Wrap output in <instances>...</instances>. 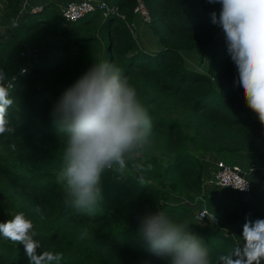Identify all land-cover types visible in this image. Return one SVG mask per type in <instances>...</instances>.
I'll list each match as a JSON object with an SVG mask.
<instances>
[{
	"label": "trees",
	"instance_id": "1",
	"mask_svg": "<svg viewBox=\"0 0 264 264\" xmlns=\"http://www.w3.org/2000/svg\"><path fill=\"white\" fill-rule=\"evenodd\" d=\"M2 1L6 37L0 38V70L6 83L12 82L7 118L15 132L0 135V222L24 212L34 221V239L42 245L38 253H63L52 264H167L139 233L143 216L164 211L188 222L215 264L243 240L246 221L264 219V206L251 194L229 188L207 192L202 185L203 155L242 151L264 160V124L247 106L225 34L211 21L220 3L143 0L158 43L157 51L148 53L126 23L137 16V0H105L124 18L99 10L77 22H65L52 3L19 16V0ZM197 48L206 49L200 70L183 57ZM104 61L117 64L136 87L153 127L149 146L130 162L127 177L113 170L103 174V200L88 212L64 203L57 174L67 137L51 113L95 63ZM23 64L28 72H20ZM184 198L201 201L217 223L197 220V207ZM0 264H30L24 245L0 236Z\"/></svg>",
	"mask_w": 264,
	"mask_h": 264
},
{
	"label": "clouds",
	"instance_id": "2",
	"mask_svg": "<svg viewBox=\"0 0 264 264\" xmlns=\"http://www.w3.org/2000/svg\"><path fill=\"white\" fill-rule=\"evenodd\" d=\"M208 2L222 6L219 15L211 13V21L225 34L247 106L264 124V0ZM13 26L18 25L13 22ZM6 81L7 74L0 70V135L15 132L7 118L13 99ZM51 115L67 137L57 174V182L64 187V203L92 212L103 200V174L113 170L127 177L130 162L149 146L152 119L136 87L117 64L107 61L95 63L59 99ZM133 167L145 170L142 164ZM137 182H143L142 175ZM139 233L150 250L167 264H213L202 239L186 220L170 219L164 211L146 214L140 220ZM36 235L34 221L24 212L0 222V236L23 244L30 264L62 260L63 253H38L42 245L34 239ZM242 237L243 245L217 256L215 264H262L264 219L246 221Z\"/></svg>",
	"mask_w": 264,
	"mask_h": 264
},
{
	"label": "built area",
	"instance_id": "3",
	"mask_svg": "<svg viewBox=\"0 0 264 264\" xmlns=\"http://www.w3.org/2000/svg\"><path fill=\"white\" fill-rule=\"evenodd\" d=\"M19 16L25 14H35L44 9V5L41 2L33 0H19ZM58 13L65 22H77L95 11H114L125 17L122 13H119L115 5H109L105 0H67L63 4L57 7ZM143 20L149 22V13L143 0H137L133 8ZM134 38H137L135 31V22L127 21ZM136 40V39H135ZM28 65L23 64L20 67V72H27ZM11 81L7 84L11 85ZM254 169V165H250L246 170L239 164L233 162H227L223 159H217L215 161L214 168L209 172L203 174L202 184L215 185L218 187L229 188L234 191H238L244 194H250L252 191V183L249 178V172ZM195 213V218L199 221L208 218L209 220L217 223V217L214 213L208 210L204 205H198Z\"/></svg>",
	"mask_w": 264,
	"mask_h": 264
},
{
	"label": "crops",
	"instance_id": "4",
	"mask_svg": "<svg viewBox=\"0 0 264 264\" xmlns=\"http://www.w3.org/2000/svg\"><path fill=\"white\" fill-rule=\"evenodd\" d=\"M33 1L41 2L43 5L52 3L55 5V7H58L60 4H63L67 0H33ZM134 21L139 28H142L141 32H142V30H144V33H147L149 38H151L149 33H148V30H147V28H149L148 22L144 21L138 14H137L136 18L134 19ZM145 38H147V37H145ZM150 40H152V39H150ZM152 42L154 43V39L152 40ZM154 46H155V48H158V43H156V44L154 43ZM144 50H146V49H144ZM194 51L201 52V49L197 48ZM194 51H192V52H194ZM192 52H189V53H192ZM237 153H243V154L238 156L237 159H235L233 155H227V153H225V152L224 153L221 152L218 155H214V154L203 155L202 158L204 159V161L206 162V165H207L206 173H209L214 168L215 161L217 159H223L227 162H233V163H237L239 165L244 164L245 166L240 165L241 167H243V169L247 166L249 167L250 165H254V169L248 173L249 178H250L251 183H252V191L250 194L252 195L253 199L258 204L264 206V160L259 158V157L252 156L250 154H248V155L244 154V152H242V151H239ZM246 156H248V157H246ZM202 185H203V189L207 192H215V191L223 188V187H218L215 185H206V184H202ZM213 188L215 189V191H209L210 189H213ZM232 191H234V190H232ZM184 201H186V203H188L189 205H192L191 203H195L196 205H201L200 204L201 201L192 202L188 198H184ZM243 243H244V240L238 241V245H240V246H242ZM262 264H264V261H262Z\"/></svg>",
	"mask_w": 264,
	"mask_h": 264
},
{
	"label": "rangeland",
	"instance_id": "5",
	"mask_svg": "<svg viewBox=\"0 0 264 264\" xmlns=\"http://www.w3.org/2000/svg\"><path fill=\"white\" fill-rule=\"evenodd\" d=\"M2 12H3V1L0 0V15ZM144 21H146V20H144ZM146 22H148V21H146ZM148 26H149V22H148ZM141 29L142 28H139L137 26V24L135 23V31L137 33V38H135V39L137 40V42L140 44V46L143 49L147 50L148 53H155L158 49V48H155V46H154V43L155 44L157 43V38L154 36L152 29H150V27L147 28L148 33H149L151 38H149L147 33H144V30H142V32H141ZM5 37H6V31L3 30L2 27L0 26V38H5ZM145 37H147L148 39ZM150 39H152V40L154 39V43ZM205 50L206 49L203 48V49H201V52L194 51L192 53L183 54V57H184L187 65L189 67L200 70V68H202L203 62L206 61V51ZM28 69H27V72H28ZM224 152L227 153V155H233L235 159H237L238 156L243 154V153H237L239 151H227V150L222 151V153H224ZM244 154L248 155L249 153L244 152ZM140 157H141V154L137 158L140 159ZM246 157H248V156H246ZM240 165L245 166L244 164H240ZM247 167H245L244 169H246ZM209 191H215V189L213 188V189H210ZM220 191H223V190H220ZM171 197L173 200H178V201L182 202V200L178 197H175V196H171ZM184 202H186V201H184ZM191 204H192V206H195V207L197 206L195 203H191ZM157 212H159V211H157ZM157 212H150L149 214H155Z\"/></svg>",
	"mask_w": 264,
	"mask_h": 264
}]
</instances>
